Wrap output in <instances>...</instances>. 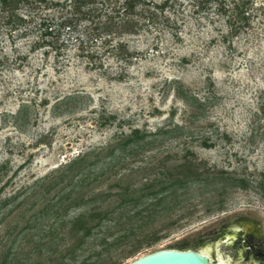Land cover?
<instances>
[{
    "label": "rangeland",
    "instance_id": "rangeland-1",
    "mask_svg": "<svg viewBox=\"0 0 264 264\" xmlns=\"http://www.w3.org/2000/svg\"><path fill=\"white\" fill-rule=\"evenodd\" d=\"M87 1L115 16L110 32L71 0H0V264L177 245L236 264L223 230L253 220L264 235V0H144L131 16ZM182 165L198 181L147 196Z\"/></svg>",
    "mask_w": 264,
    "mask_h": 264
},
{
    "label": "trees",
    "instance_id": "trees-1",
    "mask_svg": "<svg viewBox=\"0 0 264 264\" xmlns=\"http://www.w3.org/2000/svg\"><path fill=\"white\" fill-rule=\"evenodd\" d=\"M91 1H92L91 3H96V0H91ZM22 2L23 3H29V0H1V10L5 11L6 9L7 10L11 9V12H13V9L17 8V5L19 3H22ZM87 2H89V1H87V0L86 1L85 0H73L72 1L71 0L70 5L72 6V9L74 10V12L80 13L81 19L91 18L93 21L94 17H97V21L94 22L95 23L94 29L98 30L99 32L100 31L101 32L102 31L103 32H110L111 28H113L116 24V22L114 21L115 16H113L111 13L109 15L104 16L102 12L101 13L98 12L95 14V12H94L95 10H93V9H89L88 11H80L79 7H81V5H83V4H87ZM138 2H144V0H124L122 5L120 6L122 8L123 13H124L123 15L131 16L135 12V4ZM242 4H244V2H242ZM156 6L163 9L164 5H161V6L156 5ZM234 8H235L236 16L242 20H246L247 16L244 14L245 12H243V7L241 6V4L235 3ZM99 11H101V10H99ZM92 12H94V13H92ZM153 14L154 13L151 12V15H153ZM11 16H12V14H11ZM102 16L104 17L103 20H101ZM126 16H124L122 18L121 22L120 21H118V22L121 26L127 28L128 31H130L131 29H129V28H132V26H136L137 22L135 20L132 21L128 17L125 18ZM235 22H237V21H235ZM235 22L232 21L230 23L234 24ZM71 23H72V21L70 19H63L62 22L59 24V26L60 27H65V26L68 27L69 25H71ZM245 23H247V21H245ZM233 24H231V25L233 27V33H235L237 31L236 27H240V26H235ZM45 32H46L45 35H52L53 34L52 28L49 30L47 29ZM119 45L121 46L122 44H119ZM137 131L138 130H135L133 135L132 136L130 135L131 137H129V139L126 141V144L142 138L138 135ZM80 159H81V157H79L77 160H80ZM77 160L75 159V160L71 161L66 167L71 168L72 165ZM181 168H182L181 174H178L177 177L173 178L172 180H169V184L166 187H164V189H161L160 191H151L147 194V196L156 195L157 193H159L161 191L165 192L166 190H169V188H171L172 190H177L178 187L184 188L187 185V183L198 181L199 173H197V171H194L193 169L189 168L188 166L186 167L185 165H182ZM50 189L51 188H49L46 192H49ZM175 193H176V191H175Z\"/></svg>",
    "mask_w": 264,
    "mask_h": 264
},
{
    "label": "flooded vegetation",
    "instance_id": "flooded-vegetation-1",
    "mask_svg": "<svg viewBox=\"0 0 264 264\" xmlns=\"http://www.w3.org/2000/svg\"><path fill=\"white\" fill-rule=\"evenodd\" d=\"M231 236V239L228 237ZM227 238V239H226ZM226 239L224 242L223 240ZM221 243L225 246L233 245L236 243L235 249H240L243 251L242 260L239 257L237 252V259L239 262L236 264H264V235H259V222L253 220H240L238 222H233L229 227L223 230ZM220 245L221 249L224 247ZM179 248H187L194 246H175ZM195 249H198L194 247ZM234 248L227 251L229 254L233 255ZM209 257L214 260H219V257L216 254H209ZM222 262L221 260H219ZM225 263V262H224ZM226 264V263H225Z\"/></svg>",
    "mask_w": 264,
    "mask_h": 264
},
{
    "label": "water",
    "instance_id": "water-1",
    "mask_svg": "<svg viewBox=\"0 0 264 264\" xmlns=\"http://www.w3.org/2000/svg\"><path fill=\"white\" fill-rule=\"evenodd\" d=\"M226 239H224L223 242ZM124 264H223V263L220 262L219 260L211 259L209 257V254H206L204 251L200 249H195L194 247L179 248L175 246H167L141 254Z\"/></svg>",
    "mask_w": 264,
    "mask_h": 264
},
{
    "label": "bare ground",
    "instance_id": "bare-ground-1",
    "mask_svg": "<svg viewBox=\"0 0 264 264\" xmlns=\"http://www.w3.org/2000/svg\"><path fill=\"white\" fill-rule=\"evenodd\" d=\"M228 239H231V236H229ZM206 254H208V251L206 252ZM222 263L225 264L223 261H222Z\"/></svg>",
    "mask_w": 264,
    "mask_h": 264
}]
</instances>
